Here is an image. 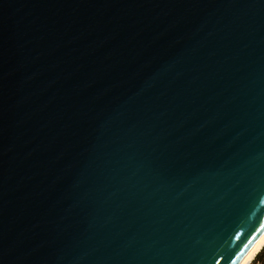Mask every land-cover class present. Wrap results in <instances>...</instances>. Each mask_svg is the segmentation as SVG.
<instances>
[{"label": "water", "instance_id": "obj_1", "mask_svg": "<svg viewBox=\"0 0 264 264\" xmlns=\"http://www.w3.org/2000/svg\"><path fill=\"white\" fill-rule=\"evenodd\" d=\"M264 228V0H0V264H237Z\"/></svg>", "mask_w": 264, "mask_h": 264}, {"label": "bare ground", "instance_id": "obj_2", "mask_svg": "<svg viewBox=\"0 0 264 264\" xmlns=\"http://www.w3.org/2000/svg\"><path fill=\"white\" fill-rule=\"evenodd\" d=\"M264 246V228L237 264H250Z\"/></svg>", "mask_w": 264, "mask_h": 264}, {"label": "rangeland", "instance_id": "obj_3", "mask_svg": "<svg viewBox=\"0 0 264 264\" xmlns=\"http://www.w3.org/2000/svg\"><path fill=\"white\" fill-rule=\"evenodd\" d=\"M264 263V246L261 251L254 257L251 264H263Z\"/></svg>", "mask_w": 264, "mask_h": 264}, {"label": "snow or ice", "instance_id": "obj_4", "mask_svg": "<svg viewBox=\"0 0 264 264\" xmlns=\"http://www.w3.org/2000/svg\"><path fill=\"white\" fill-rule=\"evenodd\" d=\"M233 264H235V262H233Z\"/></svg>", "mask_w": 264, "mask_h": 264}, {"label": "trees", "instance_id": "obj_5", "mask_svg": "<svg viewBox=\"0 0 264 264\" xmlns=\"http://www.w3.org/2000/svg\"><path fill=\"white\" fill-rule=\"evenodd\" d=\"M251 263H252V262H251ZM251 263H250V264H251ZM263 264H264V263H263Z\"/></svg>", "mask_w": 264, "mask_h": 264}]
</instances>
